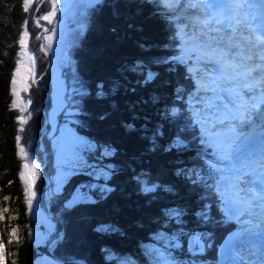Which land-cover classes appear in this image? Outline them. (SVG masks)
<instances>
[{"label":"trees","instance_id":"trees-1","mask_svg":"<svg viewBox=\"0 0 264 264\" xmlns=\"http://www.w3.org/2000/svg\"><path fill=\"white\" fill-rule=\"evenodd\" d=\"M162 2L102 0L75 49L76 72L90 90L80 125L81 134L95 144V152L87 156L110 175L97 179L90 200L60 215L64 240L54 255L61 262L114 264L118 258L158 264L157 249L163 247L193 264H222L217 261L221 242L235 228L216 207L219 196L206 192L209 183L203 185L205 179L199 176L214 162L212 149L201 142L188 98L196 91L199 65L178 59L184 35ZM22 4L23 0H0V245L5 264H34L38 256L17 147L47 143L48 128L44 81L34 85V113L24 124L18 123L13 106L11 84L23 22L27 19L38 31L34 14L44 9L35 4L36 12L28 13ZM38 43L33 33L30 44L42 62L40 74L47 78L49 57L36 49ZM92 181L91 175H73L64 192ZM53 206L57 209L58 204ZM194 234L204 235L199 257L187 246ZM174 235L178 247L170 248Z\"/></svg>","mask_w":264,"mask_h":264},{"label":"rangeland","instance_id":"rangeland-1","mask_svg":"<svg viewBox=\"0 0 264 264\" xmlns=\"http://www.w3.org/2000/svg\"><path fill=\"white\" fill-rule=\"evenodd\" d=\"M101 1L57 0L55 16L51 17L50 20H43L41 17L52 10L50 0H29L28 13L36 12L33 5L36 4V9L39 7L38 5H43L42 12L39 15L34 14L35 19L40 20V24L37 26L39 30H34V27L29 25L26 19L27 24L23 23L19 37V50L11 84L13 94V80H15L16 92L13 94V106L18 113V123L22 125L21 118L26 121L34 113L35 106L32 95L34 85H39L42 81L48 85L47 100L44 105V115L46 114L48 119V128L44 132L47 143L39 142L30 148L21 145L17 147L21 162L19 176L21 172H24L25 179L30 184V189L26 193L25 179H21L27 215L31 221L30 234L38 253L34 264H73V262H61L54 255L58 250V245L64 240L60 215L65 209L90 200L97 188L98 180L100 178L105 180L110 175L109 169L103 168L98 161L93 160L92 155L87 156V154L95 152V144L90 138L81 134L80 128L82 127L80 125H82V116L85 115L86 111L84 100L89 96L90 90L81 82L76 72L74 55L81 38L87 33L89 24L95 20L92 16ZM163 1L165 4L162 2L161 6L167 12H171L172 9L169 4L172 3V0ZM180 17H182L181 13ZM171 18H173L172 21L179 31L183 25L179 23L178 17L173 16ZM33 33L37 34L39 39L36 49L47 53L49 57L47 78L40 74L39 67L42 62L39 61L35 48L30 44ZM179 34L184 35L180 31ZM48 36L52 37L51 41L47 39ZM183 38L186 37L183 36ZM21 39H23V43H21ZM196 79L197 73L194 75L195 82ZM195 92L192 91L188 96L192 106L196 103L193 99ZM29 100L31 103H28ZM253 126L254 123L252 122L250 127L244 128L246 136L252 131ZM200 132L202 134L201 128ZM21 147L24 148L23 154L20 153ZM243 150L249 151L250 149L245 146ZM103 152L105 153L106 150L103 149ZM241 153L242 156L251 157L256 161L261 160V157L256 154L252 156L242 150ZM41 155L42 157H40ZM212 157L214 158L212 164H214L216 157L213 150ZM24 163L29 164L28 169L23 168ZM32 164L38 165V169L33 170ZM76 174L91 175L94 181L80 183L75 186L70 194H66L64 188L71 177ZM201 175H203L202 180L205 179L203 185L206 182L209 183V187L206 186L204 190L210 192L211 195L214 194L216 198L219 196V199L216 200V207L220 209L222 215L225 214L223 199L217 191L221 173L210 167V170H205L199 174V176ZM49 179L51 180L50 183H48ZM263 184H258V188L264 190ZM29 196H31L30 209L28 207ZM58 199L60 200L59 203ZM53 204H58L57 209L54 208ZM262 208L263 206L254 203L250 214L230 218V214L226 213L229 214V218L226 219H232L234 224L232 229L235 228L229 237L238 234L221 242V254L220 256L219 253L217 255L218 263L264 264V248L252 240L256 236L257 229L264 223V210ZM203 237L204 235L194 234L188 238L187 246L190 247V251L194 252L195 257L203 255ZM177 240L178 236L174 235V239H171L167 246L170 248L178 247ZM160 249L159 254L158 250ZM239 250H241L240 258L238 257ZM156 257L159 260L158 264H193L191 259L178 256L172 249L163 247L157 249ZM193 259L198 260L197 258ZM114 260V264H131L127 259L115 258ZM80 263L77 262L76 264ZM0 264H5L4 259L0 261ZM134 264L136 263L134 262Z\"/></svg>","mask_w":264,"mask_h":264},{"label":"snow or ice","instance_id":"snow-or-ice-1","mask_svg":"<svg viewBox=\"0 0 264 264\" xmlns=\"http://www.w3.org/2000/svg\"><path fill=\"white\" fill-rule=\"evenodd\" d=\"M50 3L52 10L41 17L43 20L56 14L57 0ZM185 5V14L180 17ZM22 7L28 12L29 0H23ZM169 7L183 25L179 31L186 37H182L178 59L195 61L200 66L192 115L200 125L202 144L212 149L216 157L210 167L221 173L217 191L230 218L250 214L254 203L264 206V190L258 188L264 183V159L242 156L241 147L248 139L244 128L250 127L257 117L264 121V18L257 21L245 14L238 0H172ZM35 24L39 26L40 20H35ZM47 39L51 41L52 37ZM152 76L149 73L148 79ZM15 84L13 80V94ZM20 138L16 136L17 141ZM20 153H24L23 147ZM38 167L31 165L33 170ZM23 168L28 169L29 164L24 163ZM20 178L25 179L24 172ZM29 189L25 179V192ZM28 207L31 208V196ZM3 259L0 246V261Z\"/></svg>","mask_w":264,"mask_h":264},{"label":"bare ground","instance_id":"bare-ground-1","mask_svg":"<svg viewBox=\"0 0 264 264\" xmlns=\"http://www.w3.org/2000/svg\"><path fill=\"white\" fill-rule=\"evenodd\" d=\"M238 2L243 4L245 2V0H238ZM186 8H187V5H185L184 10H181V12H180L181 15H183V13H185ZM253 123H254V126L252 128V131L250 129L251 132L247 136L248 140L242 145L241 150L246 152L247 154L252 155V156H255V154H256L257 156L261 157V159H262V157H264V121L260 120L257 117L254 119ZM245 146L247 147V149H250V150L249 151L243 150V148ZM237 234L238 233L234 234L233 236L228 237L227 239H231L232 237L236 236ZM255 235H256L255 238L252 240L257 245L264 248V223L260 226V228L257 229ZM240 252H241V250H239V252H238V257H239ZM241 256H242V254H241Z\"/></svg>","mask_w":264,"mask_h":264},{"label":"water","instance_id":"water-1","mask_svg":"<svg viewBox=\"0 0 264 264\" xmlns=\"http://www.w3.org/2000/svg\"><path fill=\"white\" fill-rule=\"evenodd\" d=\"M78 263H80V262L78 261ZM80 264H85V263L81 262Z\"/></svg>","mask_w":264,"mask_h":264}]
</instances>
